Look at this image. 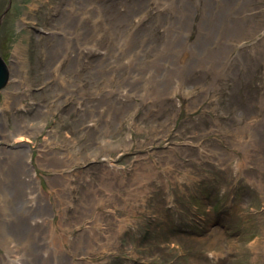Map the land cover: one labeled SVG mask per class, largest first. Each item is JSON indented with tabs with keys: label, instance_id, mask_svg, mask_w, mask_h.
Returning a JSON list of instances; mask_svg holds the SVG:
<instances>
[{
	"label": "rangeland",
	"instance_id": "obj_1",
	"mask_svg": "<svg viewBox=\"0 0 264 264\" xmlns=\"http://www.w3.org/2000/svg\"><path fill=\"white\" fill-rule=\"evenodd\" d=\"M252 1L256 22L264 0ZM156 14L152 0H10L0 122L13 136L0 148L30 152L47 235L69 264H264V27L227 49L222 70L193 63L177 93L142 100L126 79L137 51L120 39L131 26L159 36ZM69 16L87 37L57 59ZM18 210L0 208V229ZM48 249L39 259L61 264Z\"/></svg>",
	"mask_w": 264,
	"mask_h": 264
},
{
	"label": "bare ground",
	"instance_id": "obj_2",
	"mask_svg": "<svg viewBox=\"0 0 264 264\" xmlns=\"http://www.w3.org/2000/svg\"><path fill=\"white\" fill-rule=\"evenodd\" d=\"M226 1H196L200 17L196 25V39L192 43L187 42L186 37L195 5L190 0H152L157 10L154 28H159V36L152 37L151 29L136 37L133 34L136 26H131L130 32L120 39L121 45H131L137 51V56L130 54L126 65L124 64L134 72L126 77L138 86V90L133 93L139 92L142 100H148V95L152 97L161 91L169 96L174 95L183 83V75L193 63L201 65L207 71L217 66L222 70L227 49L241 46L243 40L251 39L264 27V12L261 20L255 22L252 19L255 13L250 5L254 1L231 0L229 4ZM142 6L143 4L140 7ZM140 7H136L132 19L140 16L141 12L137 10ZM67 20L66 28L71 33L61 40L60 50L53 52L57 59L61 56L63 43L70 42L77 46L87 37L77 31L82 18L76 17L73 20L69 16ZM99 36L96 29V37ZM83 45L85 43L81 46ZM16 62L14 58L13 64L16 65ZM0 124V138L12 137L6 124ZM62 191H66L64 187ZM6 204L12 209H19L18 223L8 231L7 223L0 229V246L6 253L0 255V264H47L43 258L48 253L44 248L47 251H51L48 248L53 249L62 261L61 264H69L66 254L57 243H51L52 236L47 235L43 216L51 205L41 190L27 149L0 148V208H4ZM22 210L25 211V219ZM47 221L50 222L49 219ZM30 232L33 233L32 238L27 240L31 237ZM10 233L17 243H13ZM40 257L43 258L39 259Z\"/></svg>",
	"mask_w": 264,
	"mask_h": 264
},
{
	"label": "water",
	"instance_id": "obj_3",
	"mask_svg": "<svg viewBox=\"0 0 264 264\" xmlns=\"http://www.w3.org/2000/svg\"><path fill=\"white\" fill-rule=\"evenodd\" d=\"M9 5H10V0H9L8 7H9ZM8 7L5 9L3 14L1 15L0 21L2 19V16H4L6 14ZM8 80H9L8 67H7L6 63L4 62V60L0 57V92L3 88L6 87Z\"/></svg>",
	"mask_w": 264,
	"mask_h": 264
},
{
	"label": "trees",
	"instance_id": "obj_4",
	"mask_svg": "<svg viewBox=\"0 0 264 264\" xmlns=\"http://www.w3.org/2000/svg\"><path fill=\"white\" fill-rule=\"evenodd\" d=\"M218 222V220H216Z\"/></svg>",
	"mask_w": 264,
	"mask_h": 264
}]
</instances>
